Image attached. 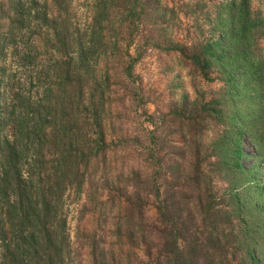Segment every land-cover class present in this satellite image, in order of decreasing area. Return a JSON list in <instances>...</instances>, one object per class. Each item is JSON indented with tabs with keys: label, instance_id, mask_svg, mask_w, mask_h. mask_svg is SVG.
<instances>
[{
	"label": "trees",
	"instance_id": "trees-1",
	"mask_svg": "<svg viewBox=\"0 0 264 264\" xmlns=\"http://www.w3.org/2000/svg\"><path fill=\"white\" fill-rule=\"evenodd\" d=\"M166 14L174 19L155 0H90L80 21L72 0H0V55L12 58L0 64V264H264L262 9L221 0L209 37L159 46ZM148 43L178 51L188 71L221 86L169 113L178 141L147 130L148 172L113 176L111 154L131 138H106L107 101L119 82L123 93L134 88ZM82 194V209L100 215L119 206L107 227L82 232L85 244L70 237L66 211Z\"/></svg>",
	"mask_w": 264,
	"mask_h": 264
},
{
	"label": "rangeland",
	"instance_id": "rangeland-1",
	"mask_svg": "<svg viewBox=\"0 0 264 264\" xmlns=\"http://www.w3.org/2000/svg\"><path fill=\"white\" fill-rule=\"evenodd\" d=\"M155 1L157 4L174 9V19L171 21L168 14L164 16L165 20L162 22V26L166 27L162 36L156 37L154 41L159 46H163L167 40L188 45L197 39L209 37L212 33L210 26L214 14V4L221 0ZM252 1L260 6L264 16V0ZM89 6L90 0H72V10L80 21L89 16ZM134 44H141L140 36L135 37ZM139 52L140 55L132 67L134 88L123 93L118 88L122 86L119 82V85L114 87L117 91L107 101L108 111L103 117L107 139L131 138L127 142L120 143L115 153L111 154L114 164L109 172L113 176L120 172L126 173L128 169L148 172L145 160H147V148L151 145L148 141L147 130L149 131L155 126L156 135L160 139L166 137L168 140L178 141L179 135L170 132L172 127L167 125L169 113L182 110L184 105L189 109L194 104V100L197 101L199 98L210 99L217 95L221 86L213 74L210 75L212 80H204L188 71L187 65L183 64L186 60L178 51L165 50L148 43V45H142ZM3 59L4 56L0 55V64L4 62L5 65H11V57ZM22 73L17 76L22 77ZM2 87L0 84V88ZM244 149L248 153L251 152L246 138H244ZM215 186L216 192L220 193L222 183L217 181ZM83 203V194L76 199L71 196L66 199L67 226L70 237H74L77 232L79 239L85 244L82 232L89 234L98 230L99 227H107L119 212V206L116 201L114 204L106 206L104 213L100 215L99 209L97 211L88 208L87 202V204L85 203L86 208L82 209ZM154 218V201L148 197L144 207V219L149 224L154 221ZM102 219H105L104 222ZM80 240L79 242H81ZM110 240H112L111 237ZM134 253L135 260H145L142 245H138L134 249ZM85 254L86 247L83 246L78 256L85 259Z\"/></svg>",
	"mask_w": 264,
	"mask_h": 264
}]
</instances>
